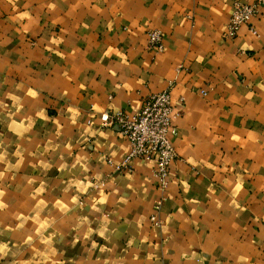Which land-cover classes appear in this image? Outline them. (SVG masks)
Segmentation results:
<instances>
[{"label":"crops","instance_id":"0c3cea01","mask_svg":"<svg viewBox=\"0 0 264 264\" xmlns=\"http://www.w3.org/2000/svg\"><path fill=\"white\" fill-rule=\"evenodd\" d=\"M234 1L0 0V264H264V7L230 38ZM165 89L161 189L100 115Z\"/></svg>","mask_w":264,"mask_h":264},{"label":"built area","instance_id":"2783aa9c","mask_svg":"<svg viewBox=\"0 0 264 264\" xmlns=\"http://www.w3.org/2000/svg\"><path fill=\"white\" fill-rule=\"evenodd\" d=\"M264 7V0H253L246 3L235 0L232 11L226 23L225 35L234 37L238 29L249 24L250 19L259 13ZM253 32L254 29L251 28ZM163 35L158 29L147 32V42L150 49L162 51L164 49ZM180 111L173 109L171 104L170 89L154 92L146 96L139 111L130 114L123 110L104 111L100 115L103 127L116 128L119 134L129 144V151L119 162L106 158V163L115 171H123L129 168L133 158H140L152 162L154 167L152 175L158 187L167 186L169 168L176 157L174 146L170 140L176 135V127L173 119L179 116ZM160 207V201L154 205L155 210ZM150 220L158 225L155 214Z\"/></svg>","mask_w":264,"mask_h":264}]
</instances>
